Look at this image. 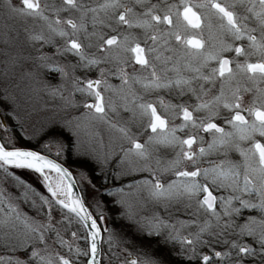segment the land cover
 Instances as JSON below:
<instances>
[{
	"label": "snow or ice",
	"instance_id": "obj_1",
	"mask_svg": "<svg viewBox=\"0 0 264 264\" xmlns=\"http://www.w3.org/2000/svg\"><path fill=\"white\" fill-rule=\"evenodd\" d=\"M0 8V264H264V0Z\"/></svg>",
	"mask_w": 264,
	"mask_h": 264
},
{
	"label": "rangeland",
	"instance_id": "obj_2",
	"mask_svg": "<svg viewBox=\"0 0 264 264\" xmlns=\"http://www.w3.org/2000/svg\"><path fill=\"white\" fill-rule=\"evenodd\" d=\"M16 2L19 3V0H16ZM30 24H31V21H25V20H22L20 18H13L10 15H5L4 10L2 8H0V34H2L3 31L5 30V26H7L10 29H16V30L22 31V29L24 27H27ZM48 50L51 51V49H48ZM92 74H93V72L90 75L93 76ZM61 115H62V113H61ZM133 130L135 131V128ZM100 135L106 139L108 133L104 129H100ZM84 139L87 141L88 137L85 135ZM141 140H144V139L142 138ZM101 150H103L102 146H101ZM166 150L167 149H164V148H162L160 150V155L162 157H164V153H166ZM25 179L28 182L32 183L33 187H35L37 191L41 192L42 194H47L46 190L43 189V187L40 184H37L32 176L25 175ZM10 190L13 192L16 191V189H14V188L10 189ZM21 207L25 212H28L30 215L34 214L32 212V210L29 208L28 204H22ZM249 214H255V213H249L247 211L245 212V215H249ZM66 238H70V234H69V237H66ZM61 251H64V250H61ZM205 251H207V249H205ZM0 254H2V253H0ZM176 259H179V258H176Z\"/></svg>",
	"mask_w": 264,
	"mask_h": 264
},
{
	"label": "flooded vegetation",
	"instance_id": "obj_3",
	"mask_svg": "<svg viewBox=\"0 0 264 264\" xmlns=\"http://www.w3.org/2000/svg\"><path fill=\"white\" fill-rule=\"evenodd\" d=\"M153 2L155 3V2H157V0H153ZM105 31H107V29H105ZM165 55H167V53H165ZM229 55H233V54H229ZM253 59H255V58H253ZM92 75H93V77H95L96 73L93 72ZM110 80H111V83H113V84H119L120 83V81L118 79H116L115 77H111ZM159 95L163 96L166 100H170V99L174 98V94L170 95V94H168L165 91L160 92ZM153 98H155V97H153ZM185 99H188V98L185 97ZM251 99H252V94L251 93H248V94L245 95V102L246 103L251 101ZM243 114L247 117V113H243ZM176 122L179 123V121H176ZM181 135H183V134H181ZM145 138L146 137H144L143 139H145ZM141 142L143 143V140H141ZM262 142H264V140H262ZM172 155H173L172 151L170 149L169 150L167 149L166 153H164V157L163 158L170 159L172 157ZM231 158L233 160H240V157H239L238 153L231 154Z\"/></svg>",
	"mask_w": 264,
	"mask_h": 264
},
{
	"label": "water",
	"instance_id": "obj_4",
	"mask_svg": "<svg viewBox=\"0 0 264 264\" xmlns=\"http://www.w3.org/2000/svg\"><path fill=\"white\" fill-rule=\"evenodd\" d=\"M79 191H80L79 188H77V192H78V193H79Z\"/></svg>",
	"mask_w": 264,
	"mask_h": 264
}]
</instances>
